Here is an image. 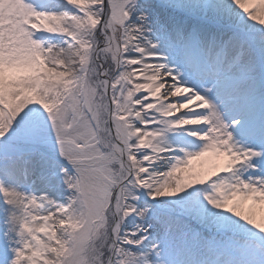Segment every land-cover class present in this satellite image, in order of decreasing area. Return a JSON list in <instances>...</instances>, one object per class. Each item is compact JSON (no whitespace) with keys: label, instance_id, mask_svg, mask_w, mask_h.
I'll return each mask as SVG.
<instances>
[{"label":"snow or ice","instance_id":"6c2138e0","mask_svg":"<svg viewBox=\"0 0 264 264\" xmlns=\"http://www.w3.org/2000/svg\"><path fill=\"white\" fill-rule=\"evenodd\" d=\"M0 264H264V0H0Z\"/></svg>","mask_w":264,"mask_h":264}]
</instances>
